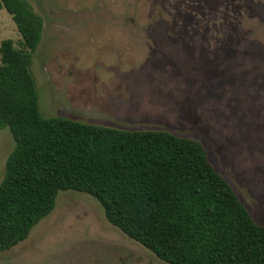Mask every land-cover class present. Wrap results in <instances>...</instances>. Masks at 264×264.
<instances>
[{
    "label": "rangeland",
    "instance_id": "1",
    "mask_svg": "<svg viewBox=\"0 0 264 264\" xmlns=\"http://www.w3.org/2000/svg\"><path fill=\"white\" fill-rule=\"evenodd\" d=\"M42 17L31 71L43 116L199 140L264 224V0H28ZM21 36L0 7V43ZM14 147L0 128V181ZM0 264H169L91 195L59 191Z\"/></svg>",
    "mask_w": 264,
    "mask_h": 264
},
{
    "label": "trees",
    "instance_id": "2",
    "mask_svg": "<svg viewBox=\"0 0 264 264\" xmlns=\"http://www.w3.org/2000/svg\"><path fill=\"white\" fill-rule=\"evenodd\" d=\"M21 36L0 43V128L14 147L0 181V252L25 240L59 191L94 197L106 219L169 264H264V224L208 160L202 143L160 129L45 117L32 57L42 17L0 0Z\"/></svg>",
    "mask_w": 264,
    "mask_h": 264
}]
</instances>
